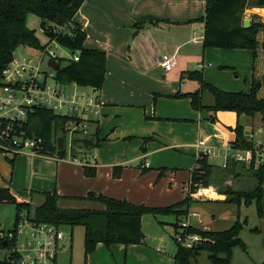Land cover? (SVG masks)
Masks as SVG:
<instances>
[{
  "label": "crops",
  "instance_id": "obj_1",
  "mask_svg": "<svg viewBox=\"0 0 264 264\" xmlns=\"http://www.w3.org/2000/svg\"><path fill=\"white\" fill-rule=\"evenodd\" d=\"M204 8V0H85L73 16L72 23L77 24L84 32L85 49L97 50L106 55L103 86L100 92L96 93L100 110L97 116L91 117L89 126L90 135L97 132L100 140L97 157L99 163L94 168L95 176L85 177L82 167L69 162L50 164L40 157L26 155L29 158V166L37 171L41 165L49 163L47 178L51 180L34 182L33 179L30 187H35V191L30 193H22L9 185H1L0 188H9L23 201L35 203L41 201V198L38 201L33 200L35 196L41 197L44 193L57 195V190L64 196L103 194L107 197L124 198L134 205L144 204L158 208L181 202L183 199L177 196L172 203L167 201L172 200V190L170 186L167 189L163 181L171 180L175 173L168 172L164 163L159 161L161 154L176 151L195 157L198 152L197 145L209 146L204 141L217 144L220 148L226 144L229 146L235 140L233 130L237 123L242 127L246 139L255 133L249 124L242 123L245 116L237 118L233 112L212 114L207 110L195 111L191 108L188 98L175 97L177 94L192 93L198 89V83L182 78L183 74L189 73L191 69L203 71L212 68V65L205 64L203 59L211 49H203L201 44L191 42L195 35H203V23L197 20L204 15ZM259 15L264 21V13ZM32 17L27 18V27L31 30L33 24H29L33 23ZM146 18L155 22H143L134 27L137 22ZM25 51L28 53H24ZM30 52V49L19 48L13 56L30 57ZM163 54L175 55L176 65L169 72H163L156 66L155 58ZM168 74H178V82L166 81ZM159 76H162V79L159 80ZM250 80L251 77L248 80L249 88ZM90 92L93 91L90 89ZM203 105L209 106L204 103ZM211 117L214 121H210ZM245 118L253 124L254 118ZM256 132L264 134V128L258 126ZM135 138L148 141L144 147L145 151L135 158L120 160L121 155L108 148ZM253 141L256 142L255 137ZM74 155L91 154L83 150ZM10 159L16 170L19 167L26 170L18 158ZM144 162L148 163L147 168L142 167ZM115 168L119 174L117 178L113 177ZM166 172L169 176L165 177ZM59 177L68 182L73 180L81 184V187L77 186L75 192L63 189L58 186ZM205 191L204 202L224 199L222 195H216L219 198H215L211 187ZM183 194L184 189L182 198ZM200 202L202 201L197 203ZM194 205H190L189 212H199L200 208L196 203ZM191 224L195 228L201 227L195 221ZM201 225L204 230L212 231L203 223ZM111 246H116L119 251L120 247H127L128 250L137 245ZM98 247L106 246L98 244L96 248Z\"/></svg>",
  "mask_w": 264,
  "mask_h": 264
},
{
  "label": "trees",
  "instance_id": "obj_2",
  "mask_svg": "<svg viewBox=\"0 0 264 264\" xmlns=\"http://www.w3.org/2000/svg\"><path fill=\"white\" fill-rule=\"evenodd\" d=\"M85 0H0V87L2 71L13 60L15 51L19 48L42 50L44 47L36 37L35 31L27 27L28 16H34L40 21L43 35L55 40L64 49L78 56V62L60 58L57 61L58 69L54 73V80L61 85L76 84L79 88L91 89L95 94L102 89L106 74V55L97 50L85 49L83 42L85 34L81 28L72 23V18ZM204 15L197 21L203 23V49L248 50L256 56L257 34L264 30V23H252L250 27L243 28V18L246 10H256L259 14L264 12V0H204ZM153 22L151 18L140 20L134 27L143 22ZM155 22V21H154ZM264 48V44H263ZM64 62V64H62ZM182 78L194 80L198 83L195 92L177 94V98H188L191 108L195 111L207 110L212 114L217 112H233L237 118L245 116L254 118L264 115V93L261 80L251 76L250 90L244 92H223L205 82L199 71L183 74ZM209 93L212 104L204 106L202 97ZM71 121L67 116L54 114L43 107H35L27 114L22 122H13L0 119V127L7 125L23 132L30 138H40L43 141V151L53 152L54 140L65 134V125ZM210 121H214L210 118ZM235 140L232 147L236 149H252L253 145L247 142L242 127L237 123L234 128ZM147 139L144 140L145 141ZM98 133L88 138L74 140L73 152L78 150H92L99 147ZM142 151H145L142 146ZM64 155V149L58 151ZM0 154H3L0 149ZM12 162V161H11ZM213 169L205 155L196 157L195 164L190 171L187 196L181 202L164 208H149L143 205H134L125 200H114L104 196L88 194L87 198L102 202L104 211L61 209L57 203L59 197L55 193L41 194V201H23L9 188H0V204L14 205L17 213L21 210L31 212L37 221L53 224L57 227L69 226L71 229L81 226L84 229L83 256L84 264L98 244L106 247L111 245H141L145 235L141 228V219L145 215H172L175 218L172 226L177 231L181 217L189 213L192 203L199 200L191 199L188 194L199 189H208L218 177L219 181L230 180L240 176L241 172H249L256 180L253 189L248 191L233 190L231 186L217 189L218 195L224 196L218 202L235 205H255L258 218H264V162L257 168L254 159L249 166L241 163H227L220 175L213 177ZM85 177L93 178L95 169L84 167ZM119 174L113 171V177ZM210 193V192H209ZM35 204L34 206H32ZM246 221L243 222L245 224ZM242 224L237 220L223 231H206L195 227L187 230L188 233L198 234L202 237L201 248L183 249L176 246L173 264H197L196 257L200 252L206 254L209 264H231L232 251L245 246L239 238ZM264 264V261L263 263Z\"/></svg>",
  "mask_w": 264,
  "mask_h": 264
},
{
  "label": "rangeland",
  "instance_id": "obj_3",
  "mask_svg": "<svg viewBox=\"0 0 264 264\" xmlns=\"http://www.w3.org/2000/svg\"><path fill=\"white\" fill-rule=\"evenodd\" d=\"M257 11L261 9H256ZM256 10H246L244 13V19L249 21V27L252 23H263L262 17L259 15ZM264 13V12H263ZM261 13V14H263ZM33 18V30L35 31L36 37L38 36L39 42L41 45L45 44L44 35H42L40 31V21L36 17ZM257 46H256V56L253 59V55L251 51L248 50H222V49H211L208 54L205 55L204 63L211 64L212 68H207L203 71L200 69H191L189 72L199 71L202 75V78L205 82L209 83L213 87L217 88L223 92H244L248 93L250 88L248 84V80L253 74L255 79L261 80L262 75L264 74V30L259 31L257 34ZM28 53V52H24ZM31 56L29 58L33 59V66H38V60L40 58L39 50H31ZM61 58L68 59L72 56L69 50L61 48L58 52ZM64 64V62H62ZM39 69L41 73H49V69L47 67V59L42 60V63L39 64ZM263 73V74H262ZM159 80L162 79V76H159ZM166 81H176L179 80L178 74H168L166 76ZM49 86H53V82L50 78L47 81ZM70 85V84H69ZM197 87V83H195ZM67 86V85H65ZM74 87H65L63 90L66 92H71ZM79 92L82 91L84 93H89L90 89L88 88H78ZM5 97V94L0 87V102ZM203 103L204 104H212V97L209 93L203 94ZM89 117V116H88ZM93 117V116H92ZM91 118V117H90ZM253 124L252 122H248L247 118H243L242 123L249 124L252 127L255 133L257 127L264 128V115H256L254 118ZM254 133V134H255ZM92 135L88 136H74V140H79L84 138H88ZM255 141L264 144V134H257L255 136ZM139 143V144H138ZM143 139L135 138L134 140L124 143V144H115L112 145L111 148L115 153L120 154V160H128L137 157L141 154L142 146H146L148 141H145L143 144ZM204 143L209 145L211 148H218L224 151L228 144H226L223 148H220L217 144L208 143L207 141ZM103 146V145H102ZM88 154H95L98 157L99 148H95L92 150H85ZM175 153H163L159 156V161L163 162L168 169V172H174L175 176H172L171 180L163 181V184L166 185L168 189L171 187L172 200H167L172 203L175 201V196L180 199H185L186 194L188 192V172L194 166L195 159L198 153H196L195 157L185 154H180L174 151ZM10 155L0 154V186L9 185L13 188H17L22 193L30 191H35L30 187V183L33 179L34 182H46L50 181L51 178H47V170L50 164H57L51 161H47L43 158L45 162L41 165L40 169L37 171L35 168L33 169L30 165L29 158L25 154H19L16 157L26 170L24 171L22 167H19L18 170L15 169L14 163H11ZM11 157V158H15ZM98 159V158H97ZM209 162L214 166L213 169V177L220 175L221 170L220 160L218 159H209ZM97 163H99L97 161ZM97 166V164L95 165ZM94 166V167H95ZM247 166V165H246ZM28 168V169H27ZM37 168V167H36ZM83 168V167H82ZM174 169V170H173ZM35 172H32V171ZM166 170V171H167ZM165 171H163L164 173ZM169 176V174H165V177ZM171 176V175H170ZM162 178V177H161ZM159 178V179H161ZM217 180L210 186L213 188V195H218L217 189L224 188L226 186H231L233 190L237 191H248L253 189L256 184V180L250 175L249 172H241L240 176L233 177L231 180L227 178L225 181ZM15 180V182H14ZM63 178H58V186L63 189H67L69 191L75 192L76 187H81V184H77V182L73 180L64 181ZM14 182V183H13ZM62 182V184H60ZM71 183V184H70ZM59 187V189H61ZM32 189V190H30ZM185 190V194L182 192ZM206 192V191H205ZM117 193V192H114ZM208 194V193H207ZM58 207L61 209L68 208L73 210H91V211H104L105 206L102 202L91 200L87 198V195H80L79 197L74 196H64L60 195L57 190ZM96 196H104L103 194H96ZM215 198H219V197ZM206 197V196H205ZM41 197L35 196L33 200L38 201ZM114 200H124V198H115L108 197ZM202 202L196 203V205L200 208L199 213L202 216V223L205 227H208L212 231H223L230 228L234 222L237 220L242 224V229L239 233V238L243 242L245 248L236 247L232 251L231 264H262L264 261V218H258L256 215V208L254 204L249 206L241 205L239 209L236 208L235 205H230L228 203H222L218 201L214 202H204V196L199 198ZM181 201V200H179ZM128 202V201H127ZM178 202V201H177ZM176 203V202H175ZM177 204V203H176ZM192 203L191 205H194ZM33 204L32 206H34ZM144 205V204H141ZM69 206V207H68ZM149 208H158L144 205ZM171 206V205H170ZM195 206V205H194ZM167 207V206H166ZM164 208V207H159ZM17 211L14 205L11 204H0V224L4 228H11L14 222V218L16 217ZM175 218L172 215H146L142 219L141 228L143 227V234L145 235V241L141 245L132 246L130 249H126L127 247H120L121 249H117L116 246L108 247H98L94 250V252L88 256L86 259L87 264H173V256L176 252V243L174 241L175 230L172 224L174 223ZM246 221L245 224L243 222ZM202 223H198L201 227L198 229L204 230ZM62 231L65 236L69 237L68 242L65 243L64 247L60 248V251L57 255L56 264H84V256H83V242H84V229L81 226L74 227L71 229L69 226H62ZM162 245H165L163 251H157ZM119 246V245H118ZM197 264H209L206 259V254L204 252H200L196 257Z\"/></svg>",
  "mask_w": 264,
  "mask_h": 264
},
{
  "label": "built area",
  "instance_id": "obj_4",
  "mask_svg": "<svg viewBox=\"0 0 264 264\" xmlns=\"http://www.w3.org/2000/svg\"><path fill=\"white\" fill-rule=\"evenodd\" d=\"M203 35H195L191 42L201 44ZM44 48L39 50L41 64L45 58L47 62L52 60L57 63L61 58L58 54L63 48L55 40L45 37ZM68 59L78 62V56L73 54ZM33 59L29 57H14L2 71V91L5 97L0 102V119L13 122H22L27 114L35 107H43L51 110L54 114L71 118L64 129L63 137L64 155L60 156L57 139L54 140L53 152L43 151V141L40 138H30L23 132L13 129L10 124L5 128L0 127V149L3 154L15 157L19 154L37 156L54 163L69 162L80 167H92L97 164V156H75L78 150L73 152L74 136H88L92 116H97L100 110L98 97L94 92L84 93L78 91L76 84L61 85L55 82L54 73L49 67V73H41L38 66H33ZM155 63L163 72L174 69L175 55L163 54L155 58ZM50 78L53 86L47 81ZM74 87L71 92L63 90L65 87ZM89 116V117H88ZM257 133L248 136L247 142L253 145L252 149L242 150L229 145L224 151L197 145L198 154L205 155L208 160H220V169H225L227 163H241L249 166L254 159L257 168L264 162V144L256 143L253 138ZM61 149V150H62ZM147 162L142 167L147 168ZM205 189L188 194L191 199L198 200L203 197ZM192 221L202 223L201 215L197 212H189L181 217L178 230L175 231L174 241L183 249H194L201 245L203 239L198 234L188 233L187 230L195 227ZM69 237L65 236L61 227L50 223L37 221L31 212L21 210L16 214L11 228L0 226V264H56L57 255L61 247L65 246ZM161 246L157 251H163Z\"/></svg>",
  "mask_w": 264,
  "mask_h": 264
},
{
  "label": "water",
  "instance_id": "obj_5",
  "mask_svg": "<svg viewBox=\"0 0 264 264\" xmlns=\"http://www.w3.org/2000/svg\"><path fill=\"white\" fill-rule=\"evenodd\" d=\"M263 23H264V21H263ZM242 25H243V28H248L249 27V21L244 19ZM47 67H49L53 72H56L58 69V64L55 61L50 60L47 62ZM261 88H262V91L264 93V74L261 77ZM57 144H58V148L61 150L63 147V137L62 136L57 138ZM263 194H264V191H263ZM200 248H201V245L200 244L197 245V249H200Z\"/></svg>",
  "mask_w": 264,
  "mask_h": 264
}]
</instances>
